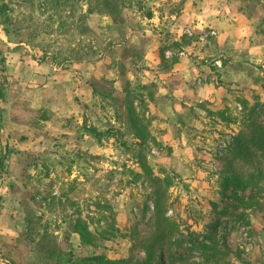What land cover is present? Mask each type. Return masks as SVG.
<instances>
[{
	"label": "rangeland",
	"instance_id": "obj_1",
	"mask_svg": "<svg viewBox=\"0 0 264 264\" xmlns=\"http://www.w3.org/2000/svg\"><path fill=\"white\" fill-rule=\"evenodd\" d=\"M109 2L113 13L104 0H0V264H78L99 252L140 264L154 194L139 151L152 176L171 181L172 264H206L198 242L217 246L219 264H264V192L243 219L221 212L208 229L234 137L251 111L264 116V0ZM126 95L155 142L137 145ZM88 126L118 132L98 139ZM249 146L234 160L247 179L264 166V149ZM77 217L92 244L73 231ZM112 226L110 239L98 235Z\"/></svg>",
	"mask_w": 264,
	"mask_h": 264
},
{
	"label": "trees",
	"instance_id": "obj_2",
	"mask_svg": "<svg viewBox=\"0 0 264 264\" xmlns=\"http://www.w3.org/2000/svg\"><path fill=\"white\" fill-rule=\"evenodd\" d=\"M104 5L110 13H113V7L110 5L109 0H104ZM6 5L0 3V25L5 27L7 24V17L5 15ZM259 28L264 31V16L261 18ZM5 33L8 34V29L5 27ZM0 43L3 40L0 38ZM0 63H3V57L0 51ZM4 65L1 64V71ZM123 106L125 108L126 124L131 130L134 137L138 139L137 145L142 147L148 142H155L154 136L149 132L148 127L142 122L139 114L133 106V101L130 100L129 96L123 98ZM222 117L225 115L223 112L220 113ZM248 118L249 130H241L235 137V151L234 159L227 161L222 170L221 182H220V194L221 198L218 202L213 203L212 211L209 218V227L211 233L215 234L218 227L221 225V219L219 213H226L236 215V218L243 219L244 214L241 209L244 207L261 206L262 202L259 200L261 192H264V183L259 185L261 179L264 182V166L255 165V169L249 174V178H245L242 174L240 167L234 160L237 157L247 158L251 156V149L249 143L257 145L261 149H264V120L262 113L250 112ZM87 130L95 137L100 139L102 136L107 135L112 131L115 134L118 132L113 128H109L105 131H100L94 126H88ZM117 131V132H116ZM114 133V132H113ZM6 151H2L0 154V172L4 171V158ZM140 167L146 174L153 186V224L154 229L151 234L145 239L139 247L145 252V256L140 261V264H172L168 260L166 245L169 244L172 234V223L165 216L166 209V192L171 181L170 178L165 176L159 178L151 175V169L146 163L144 153L139 151ZM256 188V189H255ZM224 201L225 205L220 209L219 204ZM73 231L78 235L81 243L92 244L94 234L90 230L89 226L81 218L77 217L72 224ZM113 226L109 230H101L98 235L103 239H110L114 232ZM199 247L204 253V259L206 264H219L220 256L217 254V246H208L203 242H198ZM221 249V247H220ZM219 250V249H218ZM12 264V263H11ZM58 264V263H56ZM78 264H126L122 258H109L104 253H92V254H81L78 259ZM224 264V263H223Z\"/></svg>",
	"mask_w": 264,
	"mask_h": 264
},
{
	"label": "crops",
	"instance_id": "obj_3",
	"mask_svg": "<svg viewBox=\"0 0 264 264\" xmlns=\"http://www.w3.org/2000/svg\"><path fill=\"white\" fill-rule=\"evenodd\" d=\"M175 71H178L177 73L181 74L182 75V71L183 69L178 67V68H174Z\"/></svg>",
	"mask_w": 264,
	"mask_h": 264
}]
</instances>
